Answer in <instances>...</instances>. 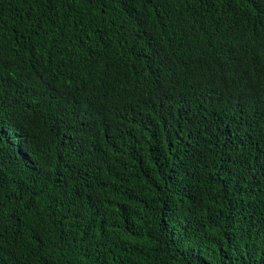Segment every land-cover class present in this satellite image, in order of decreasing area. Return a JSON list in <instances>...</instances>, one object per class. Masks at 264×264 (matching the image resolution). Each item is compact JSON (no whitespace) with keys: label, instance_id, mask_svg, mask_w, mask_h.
Segmentation results:
<instances>
[{"label":"trees","instance_id":"1","mask_svg":"<svg viewBox=\"0 0 264 264\" xmlns=\"http://www.w3.org/2000/svg\"><path fill=\"white\" fill-rule=\"evenodd\" d=\"M0 264H264V0H0Z\"/></svg>","mask_w":264,"mask_h":264}]
</instances>
